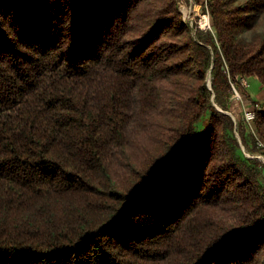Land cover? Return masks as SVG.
<instances>
[{"label": "trees", "instance_id": "1", "mask_svg": "<svg viewBox=\"0 0 264 264\" xmlns=\"http://www.w3.org/2000/svg\"><path fill=\"white\" fill-rule=\"evenodd\" d=\"M206 9L0 0V264H264V174L211 100L264 87V0Z\"/></svg>", "mask_w": 264, "mask_h": 264}, {"label": "rangeland", "instance_id": "2", "mask_svg": "<svg viewBox=\"0 0 264 264\" xmlns=\"http://www.w3.org/2000/svg\"><path fill=\"white\" fill-rule=\"evenodd\" d=\"M206 1L176 0L183 21L192 28L194 33H196V30L205 33L213 32L212 20L206 9ZM256 29L260 33H264V23L258 24ZM246 34H251V32L248 31ZM250 79L238 77L236 82H231V92L225 104L226 109L216 101L215 96H212L211 100L213 107L232 119L234 123L233 136L238 142L237 149L240 156L245 160L258 161L257 166L264 174V142L260 140L258 133L255 131L254 124L246 125L243 114V108H248L253 111L255 109H264L262 107V104H264V87L255 79H251V81ZM207 85L210 87V78L207 80ZM242 127L244 129L243 137L240 135V129ZM200 128L201 125L199 124L198 129L200 130ZM254 144L259 148L257 149Z\"/></svg>", "mask_w": 264, "mask_h": 264}, {"label": "built area", "instance_id": "3", "mask_svg": "<svg viewBox=\"0 0 264 264\" xmlns=\"http://www.w3.org/2000/svg\"><path fill=\"white\" fill-rule=\"evenodd\" d=\"M208 27H210V26L208 25ZM251 109H253V108H251ZM243 114H244V121H245L246 125H248V126L251 124L253 125V122L255 119V112L253 110L248 109V108H243Z\"/></svg>", "mask_w": 264, "mask_h": 264}, {"label": "crops", "instance_id": "4", "mask_svg": "<svg viewBox=\"0 0 264 264\" xmlns=\"http://www.w3.org/2000/svg\"><path fill=\"white\" fill-rule=\"evenodd\" d=\"M246 79H249V78H251V79H255L256 81H258L255 77H245ZM251 79H250V81H251ZM259 82V81H258ZM250 108H252L251 106H250Z\"/></svg>", "mask_w": 264, "mask_h": 264}, {"label": "bare ground", "instance_id": "5", "mask_svg": "<svg viewBox=\"0 0 264 264\" xmlns=\"http://www.w3.org/2000/svg\"><path fill=\"white\" fill-rule=\"evenodd\" d=\"M206 23V22H205ZM203 24H204V22H203Z\"/></svg>", "mask_w": 264, "mask_h": 264}]
</instances>
